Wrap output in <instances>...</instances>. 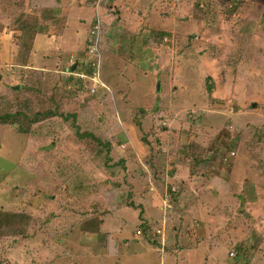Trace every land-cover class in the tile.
Segmentation results:
<instances>
[{
  "label": "rangeland",
  "instance_id": "1",
  "mask_svg": "<svg viewBox=\"0 0 264 264\" xmlns=\"http://www.w3.org/2000/svg\"><path fill=\"white\" fill-rule=\"evenodd\" d=\"M52 21L63 31L48 36ZM233 28L261 43L264 0H0V113L53 101L111 145L105 168L69 117L28 135L0 125V213L31 217L28 238L0 234V264H264V148L254 138L264 132V73L258 57L232 54ZM157 32L169 34L158 47ZM99 60L101 86L79 72ZM227 143L220 160L214 150ZM116 196L132 205L115 206ZM167 200V243H134L147 208Z\"/></svg>",
  "mask_w": 264,
  "mask_h": 264
},
{
  "label": "trees",
  "instance_id": "2",
  "mask_svg": "<svg viewBox=\"0 0 264 264\" xmlns=\"http://www.w3.org/2000/svg\"><path fill=\"white\" fill-rule=\"evenodd\" d=\"M17 20L20 24L15 26V28L17 30L20 29L23 33H25V29L23 27H21L24 24V16L21 15ZM14 22H15V20H14ZM47 25L50 26L49 28L51 30L49 32L48 36L54 35L53 33H55V32L60 33V31H63V27H62V25H60L59 22L57 23V22L52 21V22L48 23ZM58 25H60V26H58ZM92 28L93 27H91L90 29H92ZM156 34H157V36H155L154 39L157 38L158 40L156 41L157 43L155 46L158 47L159 41L161 40L158 37L169 35V34H163L160 32L159 33L157 32ZM230 34L235 39L234 50H233L232 54H235V57H241L242 56L246 59L252 58V57H258L260 59V62L258 65V67L260 68V73H264V40H262L261 43L257 39L253 40V35L238 33L237 28L236 29L233 28L231 30ZM22 37L27 38V37H24L23 34H22ZM98 39H99V37H98ZM98 43H99V40H98ZM96 44H97V42H96ZM97 52H99L98 48H97ZM236 54H237V56H236ZM99 62H100V60L98 61V64H99ZM93 64L90 65V63H88V62H86V63L82 62V65H81L82 70L79 72H84L85 73L84 77L87 76V77L91 78L97 70L96 66ZM77 65H78L77 62L73 63L72 68L75 67L73 71H76ZM99 68H101L100 65H99ZM254 74H252L251 77H253ZM252 79L254 81H256L254 78H252ZM193 80H194V78H193ZM195 82H196V80H194L192 83L195 84ZM81 83H82V80L80 78H77L76 84L81 85ZM253 84H255V86H256V82ZM215 86H216V83L207 84L206 85L207 91L209 93L212 92V90ZM68 93L77 94L78 92L68 91ZM233 93H232V91L229 92L228 97H230V95H232ZM51 104H52V106L50 108L48 107V108L44 109L43 111H41V110L40 111H32V109L28 108V106L26 104H24L23 105V111L15 109V111H12V112H8L9 111L8 110L7 112L0 113V125L15 127L16 131L19 134L28 135V134L33 132V128L36 125L46 124V122L51 121L55 117H59V116H61L63 120L67 119L69 117V130L72 133V136L79 143H82L84 145V148L87 149V152L91 157L96 156V155L100 156L103 154L104 159H105L104 166L106 168L107 165L110 163L108 153L110 152L111 145L108 141L105 140L104 135L101 134L102 132L99 130H96L97 127L93 126L91 123H90L89 127L84 128V125L79 123L80 119L78 118L77 114L73 113V114L69 115V114L60 113L57 107L54 108L53 101H51ZM250 105H255V104L251 103ZM28 112H32V114L27 116L26 113H28ZM143 112L144 111H141L140 113H143ZM144 114H148V112L146 111V112H144ZM91 117H93V115ZM93 120L95 121V119H93ZM137 125H139L140 128H142L140 121H137ZM115 127H117V123H115ZM158 128L162 129L164 127H162V125H159ZM153 132H154L153 128L150 127V129L148 130V133L151 135V134H154ZM117 138L121 139L123 142L125 141V136H122L121 134H119ZM254 138L256 140L258 139L256 141L257 144H260L261 147L264 148V132H263V130L256 132ZM141 139H142V142L144 144L148 145L147 134L143 133ZM159 141H160L159 139L156 140L157 144H159ZM163 146L168 147L169 145L164 144ZM215 148H217V147L215 146L212 149L214 150ZM230 149H231V145H230V143H227L223 149L221 146H219L217 149H215L214 155H218V158L221 160L224 153H226V154L229 153ZM183 152H184V156L192 157V155H188V153L186 151H183ZM186 157H183L181 159L185 160ZM172 159L173 158H170L169 162ZM172 161L170 162L171 166L173 164ZM176 161L177 160H175V162ZM208 161H210V162L208 163ZM122 162L123 161H120V163H122ZM199 162L204 163V165H207L206 167L215 165L213 163L214 161L212 159H203L202 161L201 160L198 161V159H196L194 164L197 165ZM150 166L151 167L153 166L152 162H151ZM120 167H122V164H120ZM172 173H173V171H170V174H172ZM189 174H191V171L189 172ZM254 191L255 190L253 188V192ZM172 195H174V194H171L170 196H172ZM112 204H114L115 206L118 205L117 207H122L123 205H130L131 202L130 201L126 202L124 199L116 196V200ZM161 213L163 214L162 210H161ZM84 215H85V211H84ZM94 216H96V215H92V217H94ZM142 218L143 217L141 216V220H143ZM163 218H164V215L162 216V221H163ZM164 219L166 220V216ZM30 221H31V217L28 215H25L23 213H20V211H18L16 213L13 212L11 214H6V215H2V213H0V234H4V235L9 236L11 238H17V237H20L22 239L24 237L28 238L27 231H28V225H29ZM162 221H160L158 223V228L161 226ZM146 224H148L146 221H142V225H145L144 226L145 230L143 231V235H144V237L147 235L146 238L150 239V238H152V237H149V231H151V229L148 228V226ZM165 224H166V222H165ZM154 226H157V223ZM154 236H155L154 237L155 240L157 238H159V240H160L159 236L158 237H156V235H154ZM165 243H167L166 230H165ZM157 244L160 245L159 241H157ZM107 245H108V243H107ZM107 245H106V248L108 249L109 247ZM240 252L242 254V249H240ZM107 253H110V252L108 251ZM110 254L114 255V253H110Z\"/></svg>",
  "mask_w": 264,
  "mask_h": 264
},
{
  "label": "crops",
  "instance_id": "3",
  "mask_svg": "<svg viewBox=\"0 0 264 264\" xmlns=\"http://www.w3.org/2000/svg\"><path fill=\"white\" fill-rule=\"evenodd\" d=\"M153 209H155V208H153V206L151 205V209H148L147 208V211H148V213H149V215L148 216H146L145 218H142L143 220H141V221H146L147 223H148V221H147V219H148V217H150V216H153L154 214H152L153 212H152V210ZM159 212H161V208L158 206L157 208H156ZM155 209V210H156ZM165 222H166V224H165V230L167 231V221L165 220ZM157 223V222H156ZM155 223V224H156ZM159 223V222H158ZM158 223H157V226H155L154 228L156 229V228H158ZM147 226H148V228H150L151 229V227H150V225L149 224H146ZM139 226L141 227V228H137L138 226H136V228H137V230H135L132 234H131V237H132V241L134 242V243H138V241H139V238L140 237H143V238H145L146 240H147V235L144 237V235H143V231L145 230L144 229V226L145 225H142V222L139 224ZM161 227V226H160ZM155 229H154V235H156L155 234ZM148 230V229H147ZM174 230H176V228H174ZM136 232V233H135ZM194 232V231H193ZM106 233H108V234H111V235H116L115 233H113V232H106ZM168 234L170 235V233L169 232H167V235H166V237L168 236ZM152 236V234H151V231H149V237H152V238H154L155 236ZM197 236V231L196 232H194V235H193V237H196ZM156 237H158L157 235H156ZM101 240H102V242H103V244H104V241H105V236H102L101 238H100ZM157 239H159V238H157ZM127 239L124 241V243H127ZM165 241V240H164ZM116 242H118L119 243V241L117 240ZM118 243H114V249H112V251L110 252V253H114L113 251H115V248L117 247V249H118V247L120 246ZM121 248V247H120ZM154 250H156V248L154 249ZM119 252L120 253H122L123 252V249H120L119 250ZM118 252V253H119ZM151 252V251H150ZM119 253V254H120ZM104 256L105 257H108V258H110V259H112L113 260V262L116 260L115 258L117 257V256H111V255H108L107 253H105L104 254ZM120 264H123V262H121V261H118Z\"/></svg>",
  "mask_w": 264,
  "mask_h": 264
},
{
  "label": "built area",
  "instance_id": "4",
  "mask_svg": "<svg viewBox=\"0 0 264 264\" xmlns=\"http://www.w3.org/2000/svg\"><path fill=\"white\" fill-rule=\"evenodd\" d=\"M104 0H96V7L98 8L99 6H100V3L101 2H103ZM99 23H100V20L99 19H97V24L95 25V27H94V30L95 31H92V34H98V32H99ZM97 40H98V36H96L95 37V40H94V44L93 45H91V46H93V49H94V54L95 55H98V52H97V46H98V44H96V42H97ZM90 46V47H91ZM96 68H97V70H96V72L93 74V76H92V78L97 82V83H100V80H99V78H98V76H99V64H98V61H97V63H96ZM92 92H93V89L91 90ZM170 203L168 202V200L165 202H163V205H162V208H161V210H162V212H163V215H164V218H165V216H166V213H167V211L170 209ZM163 218V221H162V224H161V227H159V228H156L155 229V234L157 235V236H159L160 237V241L162 242V243H164V240H165V219ZM233 254H231V256H232Z\"/></svg>",
  "mask_w": 264,
  "mask_h": 264
},
{
  "label": "clouds",
  "instance_id": "5",
  "mask_svg": "<svg viewBox=\"0 0 264 264\" xmlns=\"http://www.w3.org/2000/svg\"><path fill=\"white\" fill-rule=\"evenodd\" d=\"M100 82H101V81H100ZM96 83H97V82H96ZM98 84H99V86H101V84H100V83H98ZM103 87H104V88H106L104 85H103ZM91 90H92V89H91ZM91 90H90V91H91ZM91 92H92V91H91ZM93 92H95V90H94V89H93Z\"/></svg>",
  "mask_w": 264,
  "mask_h": 264
},
{
  "label": "water",
  "instance_id": "6",
  "mask_svg": "<svg viewBox=\"0 0 264 264\" xmlns=\"http://www.w3.org/2000/svg\"><path fill=\"white\" fill-rule=\"evenodd\" d=\"M16 88H19L18 86H16Z\"/></svg>",
  "mask_w": 264,
  "mask_h": 264
}]
</instances>
